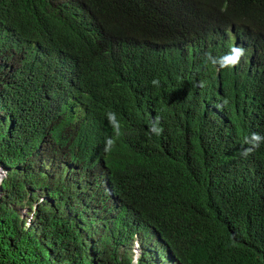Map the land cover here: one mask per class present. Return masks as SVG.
<instances>
[{
	"label": "trees",
	"instance_id": "1",
	"mask_svg": "<svg viewBox=\"0 0 264 264\" xmlns=\"http://www.w3.org/2000/svg\"><path fill=\"white\" fill-rule=\"evenodd\" d=\"M263 33L264 0H0V264H264Z\"/></svg>",
	"mask_w": 264,
	"mask_h": 264
},
{
	"label": "clouds",
	"instance_id": "2",
	"mask_svg": "<svg viewBox=\"0 0 264 264\" xmlns=\"http://www.w3.org/2000/svg\"><path fill=\"white\" fill-rule=\"evenodd\" d=\"M230 38L232 41V44L229 47L228 55L217 59L215 56L211 57L210 55L207 56V59L214 65L212 66V72L217 75V77L220 76V72L223 71V68H234L239 62H242L243 58L245 57V48L241 43L236 42L235 32L233 31V28L231 27L230 30ZM260 45L263 48L264 52V33L260 36ZM158 57L165 58L172 62V73L178 74L181 76H185L186 73L189 70L190 63L193 60H196L194 54L186 49L182 44H172L168 45L164 49L160 50ZM238 67V66H236ZM198 76L199 74L196 73ZM198 82L200 83L201 80L204 78L203 75H199ZM247 82L250 83V81L247 79ZM152 84L155 86L159 85V80L153 79ZM251 84V83H250ZM162 131V129H160ZM159 134V132H157ZM264 139L258 134H253V141L254 147H259V142ZM251 143V141H250ZM253 149L249 148L246 151L251 152ZM28 226L31 223H27ZM134 244V241H133ZM134 246V245H133ZM133 248V247H132ZM134 258V256H133Z\"/></svg>",
	"mask_w": 264,
	"mask_h": 264
},
{
	"label": "rangeland",
	"instance_id": "3",
	"mask_svg": "<svg viewBox=\"0 0 264 264\" xmlns=\"http://www.w3.org/2000/svg\"><path fill=\"white\" fill-rule=\"evenodd\" d=\"M0 172L3 173V175L5 174V172L2 169H0ZM41 199H43V198H40L39 201H41ZM36 204L37 203H35L34 207L31 209L32 211L28 210L26 207H24V208H22L20 210L21 215L26 219V222L28 220H30V223H32V221H33L32 213L35 210ZM133 245L134 246H132L133 248L131 249V251H132V254L134 256L133 260H135V259H138V257L141 254V250H142V246L140 244V240H139L138 237L134 239V244Z\"/></svg>",
	"mask_w": 264,
	"mask_h": 264
},
{
	"label": "bare ground",
	"instance_id": "4",
	"mask_svg": "<svg viewBox=\"0 0 264 264\" xmlns=\"http://www.w3.org/2000/svg\"><path fill=\"white\" fill-rule=\"evenodd\" d=\"M2 176H3V173L0 172V179L2 178Z\"/></svg>",
	"mask_w": 264,
	"mask_h": 264
},
{
	"label": "water",
	"instance_id": "5",
	"mask_svg": "<svg viewBox=\"0 0 264 264\" xmlns=\"http://www.w3.org/2000/svg\"><path fill=\"white\" fill-rule=\"evenodd\" d=\"M3 176H4V175H3ZM3 176H2V178H3ZM2 178L0 179V183H1Z\"/></svg>",
	"mask_w": 264,
	"mask_h": 264
},
{
	"label": "built area",
	"instance_id": "6",
	"mask_svg": "<svg viewBox=\"0 0 264 264\" xmlns=\"http://www.w3.org/2000/svg\"><path fill=\"white\" fill-rule=\"evenodd\" d=\"M27 223H30V220H28Z\"/></svg>",
	"mask_w": 264,
	"mask_h": 264
}]
</instances>
